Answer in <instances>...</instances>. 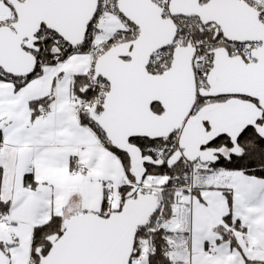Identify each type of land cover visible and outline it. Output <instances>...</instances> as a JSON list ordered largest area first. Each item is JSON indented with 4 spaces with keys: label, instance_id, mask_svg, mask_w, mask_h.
<instances>
[{
    "label": "snow or ice",
    "instance_id": "6c2138e0",
    "mask_svg": "<svg viewBox=\"0 0 264 264\" xmlns=\"http://www.w3.org/2000/svg\"><path fill=\"white\" fill-rule=\"evenodd\" d=\"M0 264H264V0H0Z\"/></svg>",
    "mask_w": 264,
    "mask_h": 264
}]
</instances>
